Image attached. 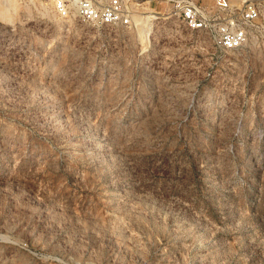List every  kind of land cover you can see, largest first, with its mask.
I'll return each instance as SVG.
<instances>
[{"label": "rangeland", "instance_id": "1", "mask_svg": "<svg viewBox=\"0 0 264 264\" xmlns=\"http://www.w3.org/2000/svg\"><path fill=\"white\" fill-rule=\"evenodd\" d=\"M14 1L0 17V264H264V85L239 110L225 65L219 94L190 101L155 20L137 56L154 1L132 30Z\"/></svg>", "mask_w": 264, "mask_h": 264}, {"label": "built area", "instance_id": "2", "mask_svg": "<svg viewBox=\"0 0 264 264\" xmlns=\"http://www.w3.org/2000/svg\"><path fill=\"white\" fill-rule=\"evenodd\" d=\"M52 14L58 19L69 16L95 28L121 27L135 29L133 16L143 13L142 2L154 1L164 4L162 10L152 12L149 21L155 28L168 32L163 37L158 56L161 61L170 59L173 54L186 61L187 77L191 79L190 101L196 96L219 94L223 88L224 66L233 68L237 80L236 107L242 110L243 98L262 94L264 85V0H212L211 4L201 5L195 0H49ZM151 25L137 56L147 52L156 40ZM6 31H12L9 28ZM8 34V32H7ZM3 27L0 25V47ZM137 38V37H136ZM167 40H171L168 45ZM137 42V43H138ZM170 49V52H166ZM249 51L251 61L237 58L235 53ZM5 54L0 49V58ZM248 79L252 80L248 84ZM255 80V84H254ZM261 90V91H258ZM191 103V102H190ZM242 124V116L234 120L235 126ZM263 137V132L257 133Z\"/></svg>", "mask_w": 264, "mask_h": 264}, {"label": "bare ground", "instance_id": "3", "mask_svg": "<svg viewBox=\"0 0 264 264\" xmlns=\"http://www.w3.org/2000/svg\"><path fill=\"white\" fill-rule=\"evenodd\" d=\"M150 10H146V15H144L145 17H141L138 21V29L141 33H143V31H147L149 29V19L153 17L152 12H154V8L153 7H149ZM153 9V10H151ZM16 11V3L14 0H0V17L4 18V19H9V11ZM136 15L133 16V18ZM134 21V20H133ZM147 29V30H146ZM146 33V32H145ZM146 38V36H145Z\"/></svg>", "mask_w": 264, "mask_h": 264}, {"label": "crops", "instance_id": "4", "mask_svg": "<svg viewBox=\"0 0 264 264\" xmlns=\"http://www.w3.org/2000/svg\"><path fill=\"white\" fill-rule=\"evenodd\" d=\"M198 4H201V5H208V4H211V1L212 0H195ZM142 3H145V2H142ZM147 4H149V5H152L153 7H154V10L155 11H157V10H159L160 8H161V4H159V3H150V2H148Z\"/></svg>", "mask_w": 264, "mask_h": 264}]
</instances>
